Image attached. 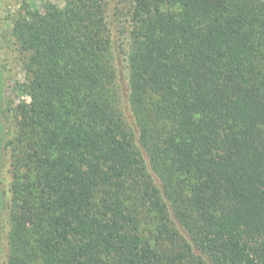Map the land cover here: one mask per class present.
<instances>
[{
	"label": "trees",
	"instance_id": "1",
	"mask_svg": "<svg viewBox=\"0 0 264 264\" xmlns=\"http://www.w3.org/2000/svg\"><path fill=\"white\" fill-rule=\"evenodd\" d=\"M93 2L13 22L7 264H264V0Z\"/></svg>",
	"mask_w": 264,
	"mask_h": 264
},
{
	"label": "rangeland",
	"instance_id": "2",
	"mask_svg": "<svg viewBox=\"0 0 264 264\" xmlns=\"http://www.w3.org/2000/svg\"><path fill=\"white\" fill-rule=\"evenodd\" d=\"M68 0H0V264H7L8 255L6 242L10 230V201L12 198L11 188L14 183V174L10 166L11 151L6 147L8 138L9 119L3 114L2 97H10L16 106L20 102H30L31 98L24 89L30 84V78L24 70L23 60L25 56L19 53L17 45H14L12 26L14 20L28 14L29 11L44 12L46 3L64 10ZM111 9L105 8V3L110 0H95L105 11V17L115 20L119 29L122 30L120 43L128 48L129 33L127 30L128 20L132 15L134 0H111ZM161 1V0H160ZM96 8H92L94 12ZM107 13V14H106ZM129 52V50H128ZM127 52V53H128ZM126 53L125 59H128ZM126 65V62H124ZM10 75V77H8Z\"/></svg>",
	"mask_w": 264,
	"mask_h": 264
}]
</instances>
